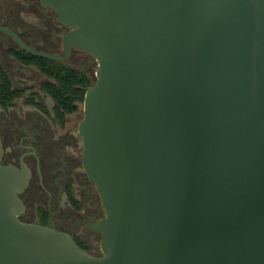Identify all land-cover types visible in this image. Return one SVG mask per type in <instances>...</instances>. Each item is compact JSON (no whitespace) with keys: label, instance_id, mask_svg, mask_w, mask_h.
I'll return each instance as SVG.
<instances>
[{"label":"water","instance_id":"water-1","mask_svg":"<svg viewBox=\"0 0 264 264\" xmlns=\"http://www.w3.org/2000/svg\"><path fill=\"white\" fill-rule=\"evenodd\" d=\"M97 62L82 169L103 256L23 224L30 171L2 165L0 264H264V0H40Z\"/></svg>","mask_w":264,"mask_h":264},{"label":"flooded vegetation","instance_id":"flooded-vegetation-1","mask_svg":"<svg viewBox=\"0 0 264 264\" xmlns=\"http://www.w3.org/2000/svg\"><path fill=\"white\" fill-rule=\"evenodd\" d=\"M70 31L40 0H0V70L11 92L19 95L12 106H0L1 164L17 169L23 164L31 174L20 195L25 208L19 222L65 233L82 252L100 258L102 235L93 225L105 213L95 185L80 171L83 148L77 128L83 103L73 105L63 121L57 118L55 105L42 91L49 80L20 62L26 52L11 35L36 52L64 57L63 36ZM54 62L94 83L97 62L90 54L72 47L64 62Z\"/></svg>","mask_w":264,"mask_h":264},{"label":"trees","instance_id":"trees-1","mask_svg":"<svg viewBox=\"0 0 264 264\" xmlns=\"http://www.w3.org/2000/svg\"><path fill=\"white\" fill-rule=\"evenodd\" d=\"M18 58L20 62L33 67L49 80L42 91L55 105L54 114L57 118L63 121L64 116L74 110L73 105L81 106L84 99L83 90L92 86V83L82 75L54 61L26 53ZM18 97L19 95L11 92L9 82L0 70V106L5 108L12 106L13 101Z\"/></svg>","mask_w":264,"mask_h":264},{"label":"rangeland","instance_id":"rangeland-1","mask_svg":"<svg viewBox=\"0 0 264 264\" xmlns=\"http://www.w3.org/2000/svg\"><path fill=\"white\" fill-rule=\"evenodd\" d=\"M97 68H98V67H97V64H96V66H95L94 69H93V73H94V81H93V82H94V83H95V79H96V78H95V73H96V71H97ZM36 77H37V76H36ZM94 83H92V85H93ZM81 119H82V118H81ZM81 119H80V121H81ZM78 123H79V121H78ZM78 123H77V124H78ZM80 171L83 172V171H82V168L80 169Z\"/></svg>","mask_w":264,"mask_h":264}]
</instances>
